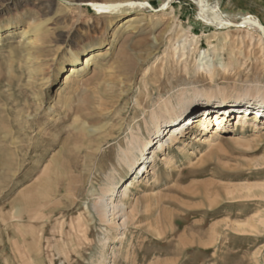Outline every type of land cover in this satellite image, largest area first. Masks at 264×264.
Instances as JSON below:
<instances>
[{
  "label": "rangeland",
  "instance_id": "374dc122",
  "mask_svg": "<svg viewBox=\"0 0 264 264\" xmlns=\"http://www.w3.org/2000/svg\"><path fill=\"white\" fill-rule=\"evenodd\" d=\"M131 1L158 9L167 0H0V264H91L100 236L106 235L93 204L117 164L119 143L135 123L184 88L224 90L233 97L264 90V36L253 22L264 26V0H204L219 20L238 23L249 17L241 26L218 23L200 10L198 0H171L159 11L140 4L86 5ZM132 15L139 19L119 28ZM246 27L256 34L250 36ZM24 29L37 42L24 46L29 42L22 37ZM101 44L111 49L63 87L75 55ZM204 52L215 63L216 75L200 70ZM81 103L82 114H77ZM231 103L225 126L203 120L207 108L191 109L189 115H201V125L186 121L189 131L151 166L157 175L145 172L147 178L126 199L124 209L135 217L123 244L111 243L120 253L111 264H264V106L250 100ZM242 104L257 106L242 109L259 113L260 120L246 118L245 128L238 125L232 131L235 110ZM215 129L221 134L214 135ZM88 140L94 142L91 147ZM17 143L23 148L21 182ZM61 149L64 164L75 163V174L85 182L82 210L88 206L96 217L91 224L94 244L82 246V262L64 260L66 245L54 244L60 238L57 223L47 229L45 254L36 255L29 236L22 261L14 216L17 197ZM77 214L67 216V227ZM157 219H162L160 226Z\"/></svg>",
  "mask_w": 264,
  "mask_h": 264
},
{
  "label": "bare ground",
  "instance_id": "6f19581e",
  "mask_svg": "<svg viewBox=\"0 0 264 264\" xmlns=\"http://www.w3.org/2000/svg\"><path fill=\"white\" fill-rule=\"evenodd\" d=\"M138 19L139 15H132L129 19L121 21L118 26L119 28H122L129 22L134 23ZM246 30L252 37L256 34L255 31H252L248 27H246ZM21 34L23 39H29V42L25 43L24 46L36 41L29 35V29L22 30ZM258 36H260V39L263 38L260 33H258ZM103 47L104 46L101 44L97 49L87 52L83 51V56L76 54L64 75L62 86L66 88L70 86L81 70L93 67L97 60L104 57L107 54V50L111 49L110 44L107 45V50L103 49ZM202 57L206 60L201 63L199 67L200 70L213 76L216 72L215 63L211 58H208V53L204 52ZM221 67L223 70H226L228 65H222ZM88 82L89 78L87 77L82 80L84 85H87ZM236 99L260 102L262 106H264V90L257 89L254 91H240L236 97H233V94L224 90L210 92L196 88L192 90L184 88L173 96L160 100L156 107L146 113L148 116H145L143 121L140 119L135 123V126L131 128V131L126 136L125 140L119 143L116 155L117 164H113V167L111 166V172L109 171L110 173L106 175L105 182L103 181L104 184L101 186V192L93 204L94 212L99 221L101 224L103 223L106 225V235L100 236V250L97 254L92 256L91 264H111V262H115L120 253L119 249L114 246L111 247V243L120 241L121 244H123L124 239L126 238V228L135 217L133 214H129L125 211L126 207L124 209V205L127 203L125 201L130 198L131 192L140 186L143 182V178H147V175H144L145 172L154 173V176L157 175L156 172H152L154 168L151 166L156 163V158L159 157L160 152H165L167 146L171 147L174 145L175 142L181 139V136H184V134L189 131V129L185 127L186 121L190 120V123L193 122L192 126L197 127L201 125V115H189L191 109L195 106H199L196 111H204L207 108V111L204 112L205 114L202 116L203 120H205V117L206 119L210 118L211 120H218V125L225 126L224 121L229 116V112L233 109V105H231L233 103L231 102ZM243 106L244 108L257 107H250L245 104L239 105L235 110L237 117L232 131H235L238 125H242V128H245L249 124L246 118L253 117L255 121L260 120L259 113L253 112L249 115L242 109ZM83 108L84 105H82V103L79 105L77 104L74 112L82 114ZM260 110H262V108ZM239 118L242 120H239ZM254 125L257 126V124ZM202 129L207 130L208 125H203ZM18 133L20 134L21 132L19 131ZM217 133L221 134L215 129L213 134L216 135ZM15 138H19V136ZM193 138L197 139L198 137L195 136ZM101 140L104 141L105 139L102 138ZM204 140L211 143V140L207 138H204ZM93 143V141L88 140L87 145L91 147ZM21 149H23L21 148V144L17 143L16 154L17 157H19L17 160L18 182L22 181V175L20 174L22 172L21 151L23 150ZM64 153V150L61 149L57 155L52 157L53 161H51V163H46L47 165L45 167L43 166L44 169L42 168L43 171L41 170V175H39L35 181L20 189L14 216L19 236L17 249L18 252H20V258L22 261L23 255H21V253L23 252V247L30 244L28 240L29 236L32 244L31 249H36V255L39 256L45 254L43 251V245L45 239L47 240V229H54L57 223L60 225V238L59 240L56 239L54 244H56V246L62 244L66 245V248H64L61 253L64 260L69 261L76 258V261H81L80 258H86L85 249L82 248V246L85 244L90 246L94 244L92 237H94L95 234L92 231L91 224L96 221V217L90 211L88 206L84 207L85 209L82 210V197L85 195L87 196L85 182L81 177L75 174L78 169V166L75 163L69 162L66 163V165L64 164ZM40 160H42V158ZM27 162L29 161L27 160ZM36 166L37 164H35V167ZM25 180L26 179L24 178V181ZM75 213L78 214L76 217L72 218V221H70L71 223L67 227V216H73ZM121 218L122 220L120 221ZM161 222L162 219H157L158 226H160ZM159 230L162 234L161 228H159ZM52 247L54 246L52 245ZM31 249L28 248L27 250ZM127 257L129 258L128 255Z\"/></svg>",
  "mask_w": 264,
  "mask_h": 264
},
{
  "label": "water",
  "instance_id": "95a60500",
  "mask_svg": "<svg viewBox=\"0 0 264 264\" xmlns=\"http://www.w3.org/2000/svg\"><path fill=\"white\" fill-rule=\"evenodd\" d=\"M171 0H167L164 5L161 7V8H154L150 3L148 2H145V1H131V2H122V3H114V4H105V3H99V4H91V3H86V5L90 6L91 8H111V7H116V6H119V7H124V6H127V5H132V4H140V5H143L147 8H149L150 10L152 11H159V10H165L167 9L168 5H169V2ZM198 5H199V8L201 11H205L207 10L208 12H210L211 16L215 19V21H217L218 23L220 24H224V25H228V26H241L242 25V22L245 21V20H248L250 19L249 17H246L244 18L243 20H241L240 22L238 23H230V22H227V21H224V20H219L215 17V13H214V10L207 7L204 3V0H198ZM81 4V3H79ZM255 22L262 35L264 36V26L262 24H260L259 22L257 21H253Z\"/></svg>",
  "mask_w": 264,
  "mask_h": 264
}]
</instances>
